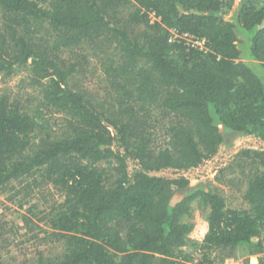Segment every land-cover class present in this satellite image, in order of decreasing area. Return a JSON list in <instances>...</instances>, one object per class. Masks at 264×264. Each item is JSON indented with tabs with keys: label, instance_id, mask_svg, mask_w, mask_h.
I'll list each match as a JSON object with an SVG mask.
<instances>
[{
	"label": "trees",
	"instance_id": "16d2710c",
	"mask_svg": "<svg viewBox=\"0 0 264 264\" xmlns=\"http://www.w3.org/2000/svg\"><path fill=\"white\" fill-rule=\"evenodd\" d=\"M234 3L0 0V76L26 73L17 92L0 91V192L51 186L62 197L40 218L61 251L28 264H187L193 245L200 264L215 263L210 252H264V149L242 148L224 169L242 175L246 207L218 187L152 174L199 167L236 136L264 141V0L229 15ZM170 28L207 50L170 42ZM92 62L103 96L78 84ZM197 200L207 209L201 245L188 218Z\"/></svg>",
	"mask_w": 264,
	"mask_h": 264
},
{
	"label": "rangeland",
	"instance_id": "374dc122",
	"mask_svg": "<svg viewBox=\"0 0 264 264\" xmlns=\"http://www.w3.org/2000/svg\"><path fill=\"white\" fill-rule=\"evenodd\" d=\"M241 0H235L234 8L229 15L233 14L234 9L237 8ZM127 15V12H124ZM154 20V19H153ZM85 74H79L78 84L81 87L103 96L104 83L100 77V72L96 69L95 63L86 66ZM26 76L24 71H17L15 74L2 79L0 76V91L1 89H11L17 92L19 89L20 80ZM31 88L21 90V93H30ZM60 114H55L51 119V124H55L54 128L57 130L60 122ZM241 136L231 138L229 142L222 144L211 163L202 166L200 171L191 172L189 174L190 184L197 185L199 183L206 184L212 188L218 187L221 193L225 196L226 202L233 208L246 207L247 204L243 198L246 188L245 184L239 183L242 180V175L234 176L224 170L235 161V155L246 145H254L258 149H264V141L254 137L248 136L245 142H240ZM138 164L133 161H128V169L130 172L138 169ZM224 170V171H223ZM166 177H178L182 174L176 172L174 169H164L162 171L152 173ZM236 175V174H235ZM236 177L235 181L230 182L231 178ZM16 187L21 189L19 183H14ZM17 188V189H18ZM24 192L16 194L15 190L0 192V229H5L6 243L2 254L6 260V264H28L37 261L39 256L51 257L59 254L61 251V243L56 241L49 235L52 230L46 225L44 220H41L45 212L49 211L51 205L55 200H61L60 193L53 187L45 188L33 187L32 193L27 198H23ZM21 200L25 205H21ZM192 215L189 220L194 224V229L190 234V238L198 245L202 244L205 233L207 232L208 222L207 209L202 208L200 203L194 201L192 203ZM34 206V207H33ZM33 207V208H32ZM32 208V211L30 210ZM27 215L35 224L37 228H33L32 224L25 223L23 216ZM42 229V230H41ZM264 239V230L261 236ZM186 250L194 253V259L187 264H200L203 260V253L197 250L195 245L186 247ZM220 255L217 252H210V260H214V264H264V252L259 254H248L247 249H241L236 252V256L228 257L223 261L220 260ZM204 264H209L205 262Z\"/></svg>",
	"mask_w": 264,
	"mask_h": 264
},
{
	"label": "built area",
	"instance_id": "2783aa9c",
	"mask_svg": "<svg viewBox=\"0 0 264 264\" xmlns=\"http://www.w3.org/2000/svg\"><path fill=\"white\" fill-rule=\"evenodd\" d=\"M151 17L153 19H156L154 14H151ZM170 34H169V41L170 42H186L189 45L192 46H197L202 50H207V46H206V42L205 40L196 38L195 36H193L192 34L188 33V32H182L177 28H170L169 30ZM242 140H240V142H245L248 139V136H241ZM243 148H252V149H258L256 147H254V145H248L246 144ZM215 160V157H212L206 161H204V163L202 164V166H206V164L211 163ZM202 166L200 165L199 167L190 169V170H186V171H179V170H175L176 172L182 174L181 176L186 177L187 179L190 180L189 178V174H191V172H195V171H200V169L202 168Z\"/></svg>",
	"mask_w": 264,
	"mask_h": 264
},
{
	"label": "water",
	"instance_id": "95a60500",
	"mask_svg": "<svg viewBox=\"0 0 264 264\" xmlns=\"http://www.w3.org/2000/svg\"><path fill=\"white\" fill-rule=\"evenodd\" d=\"M262 26H264V21H263ZM183 197H184V195L179 194V193H176V194L173 196L172 200H171L172 204H175L176 201L181 200Z\"/></svg>",
	"mask_w": 264,
	"mask_h": 264
}]
</instances>
